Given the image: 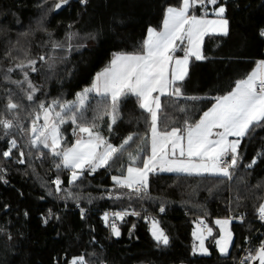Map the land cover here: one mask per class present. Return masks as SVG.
Returning <instances> with one entry per match:
<instances>
[{"label": "trees", "instance_id": "obj_1", "mask_svg": "<svg viewBox=\"0 0 264 264\" xmlns=\"http://www.w3.org/2000/svg\"><path fill=\"white\" fill-rule=\"evenodd\" d=\"M59 2L0 0V120L13 122L11 129L0 125V264H72L80 256L86 264H236L260 225L255 213L264 202V125L242 139L232 179L157 171L149 174L147 192L141 193L120 187L112 179L126 174L132 164L129 153L139 156L133 166H140L150 152L147 113L134 96L121 100L111 131L108 116L95 119L107 107V97L90 93L85 108L78 110L77 123L95 120L96 131L117 147L127 136H134L108 167L95 172L83 169L73 182L72 169L56 167L61 157L42 144L31 143L33 122L39 129L43 121L41 102L47 107L56 100L76 101L96 73L110 64L114 53L140 51L147 29H160L166 9L180 6L181 0H69L57 9ZM221 5L226 8L229 34L205 36L206 59H191L187 77L178 82L185 97L198 99L162 97V127L183 128L186 119L189 123L198 120L215 97L231 91L236 81L264 59V0H218L216 5H207L208 14ZM204 11L201 7L190 10L196 15ZM30 61L36 62L35 71ZM18 64L25 67L18 68ZM25 72L36 89L31 101L27 82L12 83L25 81ZM9 99L19 107L7 109ZM55 111H61L59 105ZM75 128L70 121L60 126L63 139L58 151L74 143ZM12 139L17 148L4 157ZM253 160L256 163L248 167ZM106 209L128 213L117 220L119 237L104 224ZM148 213L155 215L166 232L167 245L151 235ZM244 213L242 221L232 224L234 241L229 254L222 255L215 243L220 235L215 218ZM197 217H203L213 230L205 239L209 254L194 250ZM262 230L250 247L253 254L264 243Z\"/></svg>", "mask_w": 264, "mask_h": 264}, {"label": "snow or ice", "instance_id": "obj_2", "mask_svg": "<svg viewBox=\"0 0 264 264\" xmlns=\"http://www.w3.org/2000/svg\"><path fill=\"white\" fill-rule=\"evenodd\" d=\"M69 0H60L55 5L59 9L67 4ZM87 3V0H82ZM218 0H181L179 7L169 6L162 22V30L149 27L146 39L141 44L140 51L117 52L114 53L110 64L96 74L95 80L90 88H86L78 94L76 101L71 103H61L52 101L51 106H45L43 102L39 108L43 113L44 124L38 129L33 122L32 133L33 145L42 144L45 148H50L54 156L61 157L60 163L65 168L72 169L71 180L74 182L83 174V169L87 166L91 172L98 168L108 167L110 162L122 155L125 146L134 140L133 135L127 136L119 147L109 143L108 140L96 131L95 120L91 123H77L78 110L85 108L86 101L90 93H96L107 97V107L102 109V115L95 119H102L108 116L111 125L117 122L119 106L122 99L134 96L138 102V107L147 113L146 123L149 124L150 131V152L147 154L140 166L135 165L139 156L128 154L132 161L126 168V175L113 176L112 179L120 186L134 190L136 193L147 192L148 179L150 173L157 171L187 173L189 175L222 176L232 179V171L238 166L239 147L242 139L255 127L264 125V60L257 62L256 67L243 79L235 82L234 88L223 96L215 97V103L204 111L200 118L192 123L186 119L184 127L161 126V115L163 106L161 97L169 96L184 99H198L196 97H185L178 82H182L188 75L190 58L204 60L203 42L205 36L218 34L227 36L229 34V21L225 18L226 8L219 6L213 9L215 19L208 18L207 5H216ZM196 7L205 9L202 15L190 14V10ZM264 35V32H261ZM184 47L181 48L180 46ZM183 51V56L176 57L177 50ZM44 57H41L43 60ZM35 61H30L32 70L35 71ZM16 67L23 69V64ZM9 72L13 69H8ZM25 81H12L21 84L27 82L28 88L32 89L27 95L29 101L34 99L36 91L34 85L28 80L25 72ZM59 105L61 111H55V106ZM7 109L15 110L19 107L11 99L6 105ZM179 111L185 112L183 107ZM82 116L83 113L79 112ZM70 121L76 125L73 133L77 139L73 146L62 151L63 136L60 126ZM36 119H40L37 113ZM167 119V117H165ZM0 125L5 129H11L13 122L8 119L0 120ZM84 134V135H80ZM233 137L234 139H230ZM11 147L2 153L4 157L12 154V149L17 148V141H10ZM23 156V152L20 153ZM23 163V161H18ZM256 163L253 160L248 167ZM81 170V171H77ZM61 181L57 179V191L60 190ZM163 212L164 208L161 207ZM128 213H115L118 219H123ZM136 214V213H133ZM260 218L264 220V205L259 207ZM104 220L107 222L109 216L105 214ZM47 223V220L44 221ZM220 227L221 236L215 243L222 255H227L232 243V232L230 230L231 219L216 220ZM152 235L158 243L167 245L168 236L159 227V222L151 221ZM203 226V227H202ZM112 232L115 236H120V230L115 222L111 224ZM207 236H211L213 230L204 225V221H199L193 235L199 241L194 249L201 254H209L204 245ZM258 261L264 264V243L255 251L241 261ZM72 264H86L83 256L74 258Z\"/></svg>", "mask_w": 264, "mask_h": 264}, {"label": "built area", "instance_id": "obj_3", "mask_svg": "<svg viewBox=\"0 0 264 264\" xmlns=\"http://www.w3.org/2000/svg\"><path fill=\"white\" fill-rule=\"evenodd\" d=\"M262 60H264V59H262ZM232 170V169H231ZM230 170V171H231ZM118 212H120V213H125L124 211H120V210H115V209H106V210H104V212H103V215H102V217H103V219H104V216H105V214H107L108 216H109V220L106 222L105 220H104V224H105V226L107 227V229H108V232H110V233H112V228H111V224L113 223V222H115V224L117 223V220H118V218L114 215L115 213H118ZM246 216V213H244V214H242V215H239V216H236V217H232V216H230L234 221H242L243 219H244V217ZM155 217V215L154 214H150V213H148V214H146L145 215V218L147 219V220H150L151 218H154ZM204 221V219H203V217H197V223L199 222V221ZM255 220L260 224V227H259V229L257 230V232H256V234H255V236L256 235H262V231H261V229H262V227H264V220H262L261 218H260V214H259V208L256 210V213H255ZM204 225H206L207 226V224H206V222L204 221ZM203 227V226H202ZM254 240V238L253 239H251V241L247 244V246L245 247V249L243 250V252H242V254L240 255V257H239V259H238V261H237V263L236 264H241V261H243L244 260V258L246 257V256H248L249 255V253L251 252L250 251V249H249V247H250V244H251V242ZM249 262H250V260H246L245 261V264H249Z\"/></svg>", "mask_w": 264, "mask_h": 264}, {"label": "crops", "instance_id": "obj_4", "mask_svg": "<svg viewBox=\"0 0 264 264\" xmlns=\"http://www.w3.org/2000/svg\"><path fill=\"white\" fill-rule=\"evenodd\" d=\"M221 6H223V5H221ZM173 7H179V6H173ZM219 7V6H218ZM217 8V7H216ZM165 14H166V12H165ZM190 14H191V12H190ZM165 17V16H164ZM208 18L209 19H215L216 17H215V15H214V13H213V9L211 10V11H209V14H208ZM225 18H226V16H225ZM227 19V18H226ZM160 30H162V27L160 28V29H157V31H160ZM205 39V38H204ZM203 44H204V42H203ZM181 48H183L184 46L183 45H181L180 46ZM180 51L181 50H177L176 51V53H175V56L176 57H181L182 58V56H183V53H180ZM194 57H192V58H190V62H191V59H193ZM195 59V58H194ZM190 62H189V66H190ZM189 66H188V71H189ZM106 68V67H105ZM104 68V69H105ZM104 69H102L101 71H99V72H102ZM98 72V73H99ZM97 74V73H96ZM95 77H96V75H95ZM95 77H94V79H93V81H92V83L87 87V88H90L91 86H92V84H93V82H94V80H95ZM86 89V88H85ZM94 93V92H93ZM96 94V93H95ZM162 98V97H161ZM44 124V120L42 121V124L41 125H43ZM80 135H84V134H80ZM76 139H77V135H76V138H75V141H76ZM230 139H234L233 137H230ZM75 141H74V143H75ZM74 143L71 145V146H73L74 145ZM70 146V147H71ZM115 146V145H114ZM137 167H139V166H137ZM86 168H88L87 166L84 168V169H86ZM78 172L79 171H81V170H77ZM124 175H126V174H124ZM115 176H121V175H115ZM224 219H231V224H230V230H231V232H232V243H231V246H230V248H229V252H230V250H231V247H232V244H233V241H234V233H233V229H232V224H233V222H234V220L231 218V217H217V218H215V221L216 220H224ZM152 220H156V221H158V219L157 218H151L150 220H149V229H150V232H151V235H152V231H151V229H152V224H151V221ZM159 222V221H158ZM217 225V224H216ZM218 226V225H217ZM159 227L161 228V229H163L162 228V226H161V224L159 223ZM218 228H219V230H220V227L218 226ZM163 231H164V229H163ZM164 233L166 234V232L164 231ZM167 235V234H166ZM153 236V235H152ZM220 236H221V232H220V235H219V237L217 238V240L218 239H220ZM154 238V237H153ZM195 239H196V237H195ZM196 241H197V244L199 243V241L196 239ZM205 245V244H204ZM206 247V246H205ZM217 248H218V246H217ZM218 250H219V248H218ZM220 252V251H219ZM229 252H228V254H229Z\"/></svg>", "mask_w": 264, "mask_h": 264}, {"label": "rangeland", "instance_id": "obj_5", "mask_svg": "<svg viewBox=\"0 0 264 264\" xmlns=\"http://www.w3.org/2000/svg\"><path fill=\"white\" fill-rule=\"evenodd\" d=\"M42 124V123H41ZM40 126H42V125H40ZM261 205H264V202L261 204ZM196 226H197V224H196ZM196 226H195V230H196ZM110 233V232H109ZM205 236H206V238L208 237L207 236V233L205 232ZM250 239H251V237L249 238V240H248V242H247V244L249 243V241H250ZM199 244V243H198ZM198 244L196 245V246H198ZM204 244H205V240H204ZM253 244V243H252ZM252 246V245H251ZM250 246V247H251ZM196 248V247H195ZM198 252V251H197ZM200 253V252H199Z\"/></svg>", "mask_w": 264, "mask_h": 264}, {"label": "bare ground", "instance_id": "obj_6", "mask_svg": "<svg viewBox=\"0 0 264 264\" xmlns=\"http://www.w3.org/2000/svg\"><path fill=\"white\" fill-rule=\"evenodd\" d=\"M163 213H164V212H163ZM259 227H260V225H259ZM259 227H258V229H259ZM262 228H263V227H262ZM258 229H257V230H258ZM257 230H256V232H257ZM261 231H262V233H263V230H262V229H261ZM256 232H255V234H256ZM257 236H261V235H259V234L256 235V236L254 235L253 238H256ZM253 238H251V239H253ZM251 239H250V241H251ZM250 241H249V242H250ZM254 241H255V239L251 242L250 246L252 245V243H254ZM249 249H250V247H249Z\"/></svg>", "mask_w": 264, "mask_h": 264}, {"label": "water", "instance_id": "obj_7", "mask_svg": "<svg viewBox=\"0 0 264 264\" xmlns=\"http://www.w3.org/2000/svg\"><path fill=\"white\" fill-rule=\"evenodd\" d=\"M249 264H258V261L254 262L250 260Z\"/></svg>", "mask_w": 264, "mask_h": 264}]
</instances>
